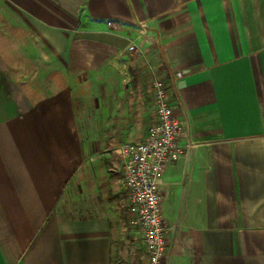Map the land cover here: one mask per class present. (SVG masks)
Returning a JSON list of instances; mask_svg holds the SVG:
<instances>
[{
	"label": "crops",
	"instance_id": "obj_1",
	"mask_svg": "<svg viewBox=\"0 0 264 264\" xmlns=\"http://www.w3.org/2000/svg\"><path fill=\"white\" fill-rule=\"evenodd\" d=\"M132 46L185 127L167 264H264V0H0V264L119 255L117 148L149 129Z\"/></svg>",
	"mask_w": 264,
	"mask_h": 264
},
{
	"label": "built area",
	"instance_id": "obj_2",
	"mask_svg": "<svg viewBox=\"0 0 264 264\" xmlns=\"http://www.w3.org/2000/svg\"><path fill=\"white\" fill-rule=\"evenodd\" d=\"M168 78L152 84L156 119L142 142L126 141L117 148L126 204L142 233L147 264H167L174 227L163 211L162 178L184 153V123L175 115Z\"/></svg>",
	"mask_w": 264,
	"mask_h": 264
},
{
	"label": "rangeland",
	"instance_id": "obj_3",
	"mask_svg": "<svg viewBox=\"0 0 264 264\" xmlns=\"http://www.w3.org/2000/svg\"><path fill=\"white\" fill-rule=\"evenodd\" d=\"M128 52H134V58L137 57L142 60V67H139V65L135 63L137 62L136 60H133L135 61L134 63H132V61L129 66L125 67L127 78L124 84V93L128 94L130 99L129 105H133V108L136 109L138 105L143 107V112L145 114L144 117L150 127L157 117L155 101L152 93V84L156 79L160 78V75H158L159 69H157L158 67H155L159 63V60L152 56L148 51H145L144 53L139 51V53H136L133 46L130 47ZM148 64L154 67L152 72H149L147 69ZM139 96H141V100L137 101ZM136 116L137 115L135 114L133 117L136 118ZM113 169L115 173L113 172L111 177L115 178V174L117 175V178H119V176L121 177V173L117 171V167L115 166ZM124 198L126 199V196H124ZM121 209L122 212L120 217L123 233L122 238L117 243L120 253L114 257V263L112 264H147L145 250L141 243L142 233L136 222V218L135 216L129 215L125 210V207L122 206L120 207V210Z\"/></svg>",
	"mask_w": 264,
	"mask_h": 264
}]
</instances>
